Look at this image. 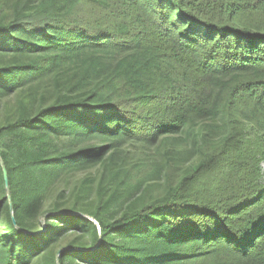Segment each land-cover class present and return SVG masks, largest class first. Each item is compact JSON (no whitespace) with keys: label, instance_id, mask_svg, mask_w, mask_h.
Returning a JSON list of instances; mask_svg holds the SVG:
<instances>
[{"label":"trees","instance_id":"obj_1","mask_svg":"<svg viewBox=\"0 0 264 264\" xmlns=\"http://www.w3.org/2000/svg\"><path fill=\"white\" fill-rule=\"evenodd\" d=\"M263 163L264 0H0V264H264Z\"/></svg>","mask_w":264,"mask_h":264},{"label":"water","instance_id":"obj_2","mask_svg":"<svg viewBox=\"0 0 264 264\" xmlns=\"http://www.w3.org/2000/svg\"><path fill=\"white\" fill-rule=\"evenodd\" d=\"M4 175H5V181L7 182V174H6V172H4Z\"/></svg>","mask_w":264,"mask_h":264},{"label":"built area","instance_id":"obj_3","mask_svg":"<svg viewBox=\"0 0 264 264\" xmlns=\"http://www.w3.org/2000/svg\"><path fill=\"white\" fill-rule=\"evenodd\" d=\"M262 168H263V173H264V163L262 164Z\"/></svg>","mask_w":264,"mask_h":264}]
</instances>
